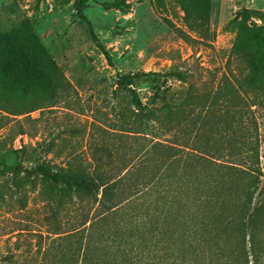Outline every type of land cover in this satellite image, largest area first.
<instances>
[{"label": "rangeland", "instance_id": "rangeland-1", "mask_svg": "<svg viewBox=\"0 0 264 264\" xmlns=\"http://www.w3.org/2000/svg\"><path fill=\"white\" fill-rule=\"evenodd\" d=\"M208 5L209 29L200 35L188 27L179 0H0V34L29 22L65 83L50 100L36 95L43 85L23 92L0 78L1 89L32 109L16 114L0 101V264H73L66 234L79 199L61 198L55 217L43 206L41 180L19 179L15 168L35 169L43 158L92 168L100 158L108 169V155L121 165L159 139L215 147L221 101L252 104L260 175L254 201L264 197V0ZM245 23L252 37L235 46ZM254 66L252 82L247 73ZM57 223L65 235L49 232Z\"/></svg>", "mask_w": 264, "mask_h": 264}, {"label": "trees", "instance_id": "trees-1", "mask_svg": "<svg viewBox=\"0 0 264 264\" xmlns=\"http://www.w3.org/2000/svg\"><path fill=\"white\" fill-rule=\"evenodd\" d=\"M179 1L188 27L200 35L207 32L209 0ZM251 32L247 23L240 24L235 46ZM232 62L230 54L228 68ZM256 67L247 73L252 82L257 81ZM0 78L21 85L23 92L43 85L36 95L50 100L56 98V87L65 85L29 22L0 34ZM223 81L217 82L216 95ZM19 100L0 88V101L11 104L16 114L32 110L30 102ZM251 105L219 103L215 147L198 139L192 146L159 139L121 165L108 155V169L101 168L100 158L92 168L81 169L43 158L35 169L15 168L14 175L30 183L41 180L43 206L55 217L61 198L79 199L66 234L73 242V264H264V197L254 201L260 175ZM158 149H164L161 158L155 157ZM206 162L214 166L209 172L199 168ZM61 225L49 232L65 235Z\"/></svg>", "mask_w": 264, "mask_h": 264}]
</instances>
